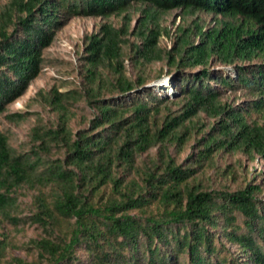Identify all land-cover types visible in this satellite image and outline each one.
<instances>
[{
  "label": "trees",
  "instance_id": "obj_1",
  "mask_svg": "<svg viewBox=\"0 0 264 264\" xmlns=\"http://www.w3.org/2000/svg\"><path fill=\"white\" fill-rule=\"evenodd\" d=\"M133 5L143 8L131 28ZM175 9L228 21L209 31L179 28L172 47L161 48L169 33L159 18ZM123 14L120 27L106 21ZM66 16L104 20L87 39L80 90L44 96L57 126L35 127L30 153H18L0 131V229L2 221L21 222L17 194L25 188L34 193L29 222L42 231L26 247L34 260L12 263L264 264L262 186L246 181L230 192L196 183L202 170L217 168L218 156L264 161V120L252 117L264 119V65L238 66L264 57V0H10L0 12V117L39 75L41 53ZM212 60L234 66L237 83L255 97L246 108L220 101L211 82L222 88L234 80L212 73ZM160 62L176 72L174 102L145 89L147 67ZM197 67L204 68L185 73ZM80 102L93 117L88 129L73 134L70 108ZM29 115L5 118L20 123ZM192 140V155L179 164L176 156ZM52 145L62 147L63 159L49 157ZM154 148L156 157L139 165ZM227 173L233 174L229 166L220 172ZM8 246L0 233V260Z\"/></svg>",
  "mask_w": 264,
  "mask_h": 264
},
{
  "label": "rangeland",
  "instance_id": "obj_2",
  "mask_svg": "<svg viewBox=\"0 0 264 264\" xmlns=\"http://www.w3.org/2000/svg\"><path fill=\"white\" fill-rule=\"evenodd\" d=\"M10 0H0V12L4 10ZM142 6L133 5L128 13L131 16V28H134L137 21L141 17ZM63 16V15H62ZM124 16H111L106 21L112 23L116 27H120L124 23ZM227 18L221 15H214L201 11H183L175 9L162 14L159 18L160 27L166 30L169 35H163L159 40L161 48L170 49L175 42L178 29H193L196 26L203 28V31H209L214 27L221 26V23L227 22ZM104 20L100 17H80L66 16L60 19V26L55 31L54 39L51 44L42 51V68L39 75L31 81L26 91L7 107V111L0 117V131L9 139V145L18 153H30L33 145L32 133L35 127L43 129L53 128L57 126V114L51 111L44 101V96L56 89L58 92H69L80 90L83 83V60L87 39L98 32L100 25ZM235 22V20H234ZM12 30V29H11ZM134 41V38H130ZM199 37L195 39L198 43ZM245 66L254 69L257 66L264 65V57L254 58L250 62H238V66ZM125 66L128 75L134 77L133 68L129 60L126 59ZM204 67H197L186 71L188 74H197ZM207 68L216 74L229 77L234 82L231 87H219L214 82L212 86L220 90V101L237 109H244L249 102L255 99L249 92L240 86L236 81V71L234 66H226L215 63L213 60ZM159 74L163 76L156 80ZM148 83L145 89H151L156 94L166 97L169 102L178 99L177 89L171 83L176 75L174 69L168 70L165 62L155 63L146 69ZM234 78V79H233ZM169 105V104H168ZM172 110H176V105H170ZM72 117L69 127L73 134L80 130L89 128V121L93 117V112L80 102L70 108ZM27 113L30 114L25 121L20 123L10 122L5 115ZM253 119H258L263 123V117L252 115ZM199 122L207 124L209 120L204 114H200ZM213 122V121H211ZM193 140L186 148L176 156L179 164H183L192 155L191 146ZM62 147L51 146L49 157L56 161L64 158ZM157 149L150 150L139 160L142 165L148 160L156 157ZM240 164V165H239ZM215 166L217 168L207 167L202 170L196 179V183H200L204 188L209 190H227L234 192L237 188L244 185L246 181H253L255 184L262 186L263 192L259 195L260 201L264 203V161L256 159L255 161H247L241 154L222 155L215 158ZM230 167L233 174L221 175L220 172L225 167ZM33 191L22 188L17 194V209L15 214L21 219L17 226H13L6 221H2L0 233H4L9 243L4 257L1 258L0 264H14L12 259L21 258L27 262L34 260V252L27 250L26 247L31 240L37 239L42 235L38 225L29 222V217L34 212L32 205ZM240 222V220H239ZM227 247L236 252V246L227 245ZM81 256V253H79Z\"/></svg>",
  "mask_w": 264,
  "mask_h": 264
}]
</instances>
